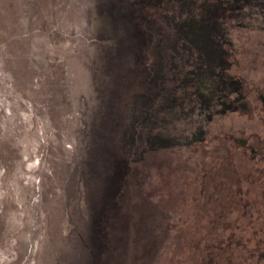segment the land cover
I'll use <instances>...</instances> for the list:
<instances>
[{
    "label": "rangeland",
    "instance_id": "374dc122",
    "mask_svg": "<svg viewBox=\"0 0 264 264\" xmlns=\"http://www.w3.org/2000/svg\"><path fill=\"white\" fill-rule=\"evenodd\" d=\"M0 264H264V0H0Z\"/></svg>",
    "mask_w": 264,
    "mask_h": 264
}]
</instances>
